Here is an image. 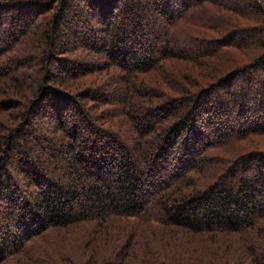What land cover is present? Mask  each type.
Segmentation results:
<instances>
[{
	"label": "trees",
	"instance_id": "trees-1",
	"mask_svg": "<svg viewBox=\"0 0 264 264\" xmlns=\"http://www.w3.org/2000/svg\"><path fill=\"white\" fill-rule=\"evenodd\" d=\"M227 2L0 0V264H264V98L230 92L264 0ZM225 47L250 59L216 76Z\"/></svg>",
	"mask_w": 264,
	"mask_h": 264
},
{
	"label": "rangeland",
	"instance_id": "rangeland-1",
	"mask_svg": "<svg viewBox=\"0 0 264 264\" xmlns=\"http://www.w3.org/2000/svg\"><path fill=\"white\" fill-rule=\"evenodd\" d=\"M93 1L94 0H87L88 4L89 3L91 4ZM177 1L178 0H173V4L175 2H177ZM227 1L229 3L231 1L233 2V0H227ZM234 2H235L236 6L239 9H241L243 11L244 10H247V11H249L250 14H252L251 16L240 15V17H239L240 18V22H239L238 25H242L241 27H243V26H245V27H249V26H256L257 27V26H259V24H260L259 22L261 20L260 19L261 18L260 16L262 14V10L261 11H258L255 7H253V0H235ZM219 7L225 12V15L226 16L231 17L232 12H231V10L227 6H224L223 5V6H219ZM20 8H21V6H18L17 5L15 8L6 9V7H4L3 9H0V30H3L4 29V28L1 29L2 28L1 27V25H2V19L4 17H6V15L12 14L11 12L13 11V9L14 10H17V9H20ZM115 12L118 13V12H121V11H120V9H118ZM146 13H147V15H150V17H151V15H152L151 10L148 9V12H146ZM263 19H264V17H263ZM151 20L152 19L150 18L149 19L150 24L152 22ZM142 22L144 23L143 20H142ZM39 24H41V23H39ZM152 24L155 25V30L159 31L158 30V24H155V22H152ZM144 25L145 24H143L142 27L145 29L146 28L145 27L146 25L145 26ZM230 25L231 24L227 25V27H230ZM5 31H7V30H5ZM146 31H147L146 29L143 31V32H145V35H146V37L144 38L145 39V42L147 44H150L151 47L152 46L154 47V45L157 44V40L155 39L156 38L155 33L153 31L146 33ZM35 32H36L37 37L39 38L41 36V30H38L37 29V31H35ZM250 32H252V30ZM246 36H247V39L245 40V43L246 42L247 43H253V44L259 43L258 40L255 39V35L254 36H251L250 34H246ZM256 36H258V34ZM225 49L226 50H224L222 53L221 52L220 53H216L215 55H212V56H209L208 58H206L207 60L210 61V65L212 67L217 68L216 71L218 73H217L216 76H223L224 73L228 69H229V71L230 70H234V68H236V66H238L241 63H245L246 60L249 61L248 59H250V58H246L247 55H245V53L243 51H241V49H236L234 47H225ZM253 49H255V47L249 48L248 51H251ZM37 53H39V52L37 51ZM253 58H256V56L253 57ZM208 66L206 68H208ZM233 66H234V68H231ZM250 73H251V75H249V76H250V78L253 81V85L255 86V89L254 90L252 89L254 86L251 87V88L250 87L248 88V86L245 84V79L247 78V76L246 75H241V76H239L240 80L239 79H236L235 80V83L233 85H231L230 92H232V90H239L237 92L239 100L244 99V100L247 101V103L249 102L252 105H257V100L259 101V98L258 97L264 98L263 95L259 96L260 94H262V93H260V90L264 88V87L261 88V86H264V68H262L260 66V64H259V66L252 68ZM226 88L225 87H220V88L215 89V93L217 95V98L214 97L212 99H213V101H216V99H219L220 98L221 103L219 104V106L217 108L214 107V106L210 107L209 108V111H210V115L213 114L212 118H214L215 120L216 119L217 120L223 119L224 116L227 115V117H229L231 119L230 122L232 123L234 120H236V117H234V116L238 112V109H235V111H232V109L230 108L228 102L230 101L229 99L231 97H230V94H227L228 92L225 91ZM165 89H167V88H165ZM251 89H252V91H251ZM244 90L245 91L249 90L248 93L250 92V94L244 95ZM221 91H222V93H221ZM210 94H211V95H209L210 97L213 96L212 93H210ZM241 94H242V97H240ZM204 97L205 96L202 97L201 101L204 99ZM259 103L261 104V102H259ZM202 108L198 106V112L199 113L197 115H195L196 116V122H197V124H199L200 121H201V119L204 118V115L202 113ZM236 121H234V122L236 123ZM193 123H195L194 122V118L192 120V124ZM235 123H234V125H235ZM223 125H225V124H223ZM263 145H264V142H263ZM252 146H253V144L248 145V147H252ZM118 224H119V226H122V227L124 225V224L121 225V223H118ZM152 227L155 228L156 226L155 225H152ZM145 230H148V228L145 227ZM53 235H54V238H55V235L56 234H53ZM146 236H147V232L145 233L144 237H146ZM202 236L204 238L206 237L205 235H202ZM72 238L75 239V237H72ZM219 245H220V243H219ZM53 247L56 248V253L55 254L56 255L59 254L60 251H58V249H59L58 246L57 245H54ZM52 250H53V248H52ZM72 255H76V254L72 253ZM132 264H137V262L132 263Z\"/></svg>",
	"mask_w": 264,
	"mask_h": 264
}]
</instances>
